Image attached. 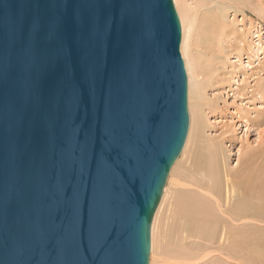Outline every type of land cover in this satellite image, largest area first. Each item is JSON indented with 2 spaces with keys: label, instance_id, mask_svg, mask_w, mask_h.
Returning <instances> with one entry per match:
<instances>
[{
  "label": "water",
  "instance_id": "95a60500",
  "mask_svg": "<svg viewBox=\"0 0 264 264\" xmlns=\"http://www.w3.org/2000/svg\"><path fill=\"white\" fill-rule=\"evenodd\" d=\"M180 37L173 0H0V264H149Z\"/></svg>",
  "mask_w": 264,
  "mask_h": 264
},
{
  "label": "bare ground",
  "instance_id": "6f19581e",
  "mask_svg": "<svg viewBox=\"0 0 264 264\" xmlns=\"http://www.w3.org/2000/svg\"><path fill=\"white\" fill-rule=\"evenodd\" d=\"M183 1L174 0V3L181 24L179 52L181 53L180 55L182 56L185 73L187 74V93L189 94L191 100H189V102L192 108V116L190 118L192 119V121H190L192 122V130H188L191 131V133L186 140L182 155L180 154L181 156L184 155L186 147L193 135L195 143L201 139L199 134L202 132L200 129L201 127L199 128L200 120L203 118L204 106L209 103L205 90L216 74L218 67L225 61L223 59H227L226 48L229 44L227 47L226 44L229 42L228 39L234 37L233 45L242 49L243 39L245 40L247 36H252L250 31L252 25L256 24L250 19H248V23L244 20L247 17L242 9L244 7L242 6H248L249 0H199L196 5L188 6L187 4L186 7ZM251 6L249 5L248 7ZM251 9L257 11L254 6ZM229 11L233 13L242 11V30L237 28L234 17L232 19L228 18ZM257 14L260 15V12H257ZM255 34L256 35L253 37H257V39L260 38V31ZM254 42H256V40ZM254 42L252 40L245 41L244 45L250 49ZM258 51L263 53L264 47L257 42L253 50L248 53L250 54L249 57L258 56ZM235 61H237L236 57L231 62ZM260 86L261 90H264V78H260ZM195 101L197 102V112L194 107ZM203 122L201 126L204 124ZM197 151H201V153L198 155ZM180 155L178 157H180ZM223 159L221 144L215 143V141L210 138L208 142H202L197 146L195 151L192 152V161L190 164V166H194L195 173L198 176L197 185L200 188L206 189L210 194H215V196H210V194L209 196L212 197L214 201L218 210L216 211H220L219 213L221 214L215 211L214 204L212 205L211 201L204 196L189 194L177 196L175 205L172 206V210L170 209V211H172V220L177 222V224L173 223L171 228L172 231H170V233L173 232L175 239L174 241L171 240V242H174L175 246H172L174 249L172 248V250H168V252L165 253L167 251L166 247L169 245L168 230L162 235L159 242L156 236L157 214L162 205L163 198L156 213H154L149 264H179L181 263L179 260L191 264V262L196 260L199 253L195 251V253L185 251L183 242L188 238H197L203 241L205 240L214 246L216 245V251H218L219 255L213 256L215 258L214 260L211 259L205 263L202 262L203 264H264V228L256 223L264 222V214L258 212L257 207L251 204L252 199L250 200V198L253 196H248L252 191V177L242 178V170L239 176L235 175L237 172L233 173V175L232 173L231 175L228 173L229 176H226L228 188L225 190L229 192L231 196H220L223 182V175H221ZM178 160L176 162H179ZM172 167L174 168V166ZM261 167L262 168L257 172H259L258 174L264 179V160ZM173 168L171 169L173 170ZM171 175L172 171L167 177L168 181H166V183L170 181ZM178 183L180 184V182ZM166 189L167 186L164 188L163 196L166 193ZM217 194L218 196H216ZM222 214L225 217H222ZM162 242H164L163 245L165 247L160 244ZM158 251L164 255H170L172 258H176L177 261L173 259L175 262H168V260L171 259L170 256L167 261H163Z\"/></svg>",
  "mask_w": 264,
  "mask_h": 264
},
{
  "label": "rangeland",
  "instance_id": "374dc122",
  "mask_svg": "<svg viewBox=\"0 0 264 264\" xmlns=\"http://www.w3.org/2000/svg\"><path fill=\"white\" fill-rule=\"evenodd\" d=\"M198 1L199 0H184L183 2L184 6L186 7L187 4L188 6H194L196 5V3H198ZM249 5L251 7H248ZM248 6H246L247 8L245 6H242L244 7L242 9L247 17L244 19L245 22L248 23V19H250L258 25H252V29L250 31V34L252 36H247V39H243L242 49H239L233 45L234 37H230V39H228L229 42H226V47L229 44L226 48L227 59H223L225 61H223L221 66L218 67L216 74L214 75L212 81H210V83L207 85L205 90L209 103L204 106L203 118L202 120H200L199 128L201 127L200 129L202 132H200L199 130V134L201 139L198 138L199 136L197 137L200 142L198 141L195 143V138L193 135L191 141H189L188 146L186 147L184 155L181 156L186 140L191 133V131H187L186 139L180 153L181 158H177V160H180H178L179 162H176V160V164L174 162V168L172 167L173 170L171 169V179L169 182H167L168 184H165V187L167 186V189L165 195L163 196L162 194L161 200L163 198L164 199L162 205L160 206V209L158 210V219L156 221V236L158 237V242L159 240H161L162 235L168 230L167 234H169V245L167 244V249L165 248L167 251L165 253H167L168 250H172V248L174 249V247L172 246H175L174 242H171V240L174 241L175 238L173 232L170 233V231H172L171 228L173 223L177 224V222H174V220H172V211H170V209L172 210V206L175 205L177 196H185L188 194L204 196L211 201L212 205L214 204V201L210 196H215V194H210L206 191V189L200 188L197 185L198 176L195 173L194 166H190L192 161V152H194L197 146H199L202 142H208V139L210 138L214 140L215 143H220L222 146V156L224 158V161H222L223 163L221 166V175H223V182L220 196H231L229 192L226 191V188H228L226 184V176L228 177L229 174L231 175V173L233 175V173L235 172H237L235 175L239 176L240 171L242 170V178H249V176L252 177V191L250 192V194H248V196H253L252 198H250V200L252 199L251 204L254 207H257L258 212L264 214V179L260 174H258L259 172H257L262 168L261 165L264 160V90H261L260 86V78H264V52L261 53V51H258V56H253L252 58L249 57L250 54H248L253 50V47L257 42L259 43V45L264 47V0H249ZM253 6L257 9V11L251 9ZM236 12L233 13L229 11L228 18L232 19L234 17L237 28L242 30V11ZM257 12H260V15H258ZM258 31H260V38L257 39V37L253 36H255V33H257ZM250 40H252L253 42L256 40V42H254L252 47L248 49L244 45V43L245 41ZM235 57L237 58V61L231 62L233 61V59H235ZM189 100V94L187 93V111L189 116L188 130H192V122H190L192 121V119H190L192 116V108ZM194 107L196 111V101L194 103ZM202 122L204 124L201 126ZM200 153L201 151H197L198 155ZM178 182H180V184ZM216 196H218V194ZM257 196L259 199L257 198ZM213 206L215 207L214 209L216 211L217 208L215 204ZM219 212L217 213L221 214ZM222 217L225 216L223 215ZM251 222L255 223L254 221ZM256 223H258L260 227L264 228V222ZM160 244L165 247L163 245L164 242ZM183 244L186 252L193 253L195 251L196 253H199V255H197L196 257V260L194 259L195 261L191 262V264H203L208 260H214L215 258L213 256L219 255L218 251H216V245L214 246L212 244H209L205 240L203 241L197 238H188L183 242ZM158 254L160 257H162L161 259L163 261H167L171 257L169 253L168 255L170 257L164 255L159 251ZM173 259L177 261L176 258L171 257L168 262H173ZM179 262H181L182 264H190L189 262L180 260Z\"/></svg>",
  "mask_w": 264,
  "mask_h": 264
}]
</instances>
